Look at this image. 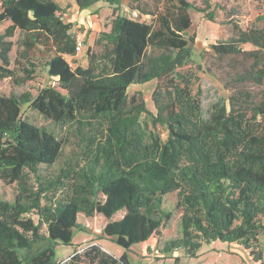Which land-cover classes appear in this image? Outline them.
<instances>
[{
  "label": "trees",
  "instance_id": "16d2710c",
  "mask_svg": "<svg viewBox=\"0 0 264 264\" xmlns=\"http://www.w3.org/2000/svg\"><path fill=\"white\" fill-rule=\"evenodd\" d=\"M73 1L78 11L97 3L112 7L110 30L95 42L102 54L91 55L87 68L72 69L65 59L76 54V38L56 0H0V24L9 23L0 34V79L11 86L0 93V180L18 190L13 202L0 199V264H129L132 246L195 258L214 242L240 245L261 260L264 28L235 27L226 42L202 52L198 69L228 92L227 105L214 104L204 118L200 91L193 90L197 77L180 69L193 55L189 11L210 22L212 11L189 0H129V10L150 17L147 23L119 15L121 0ZM16 31L17 57L28 64L21 78L11 68ZM36 51L46 54V74L57 86L36 96L17 93L16 85L33 80L37 66L30 55ZM151 83L153 111L140 94L129 95L132 87ZM24 106L61 126L81 115L106 118V132L86 165L65 164L56 175H43L40 166L57 163L62 143L23 119ZM144 115L166 131L164 140L147 130ZM170 193L181 214L180 237L161 246L172 218L164 207ZM94 216L104 219L101 232L125 252L115 257L91 245L57 262L55 247L71 244L74 230H82L80 217Z\"/></svg>",
  "mask_w": 264,
  "mask_h": 264
},
{
  "label": "rangeland",
  "instance_id": "374dc122",
  "mask_svg": "<svg viewBox=\"0 0 264 264\" xmlns=\"http://www.w3.org/2000/svg\"><path fill=\"white\" fill-rule=\"evenodd\" d=\"M57 3L66 9L64 22L73 24L71 34L77 41H81L82 46L76 51L74 56H65L66 61L72 69L76 67L87 68L91 55L100 56L102 45L97 44L96 39L102 32H109L111 20L113 19L112 7L105 3H97L84 11H78L73 0H56ZM201 10L213 12L214 18L210 22L205 18L204 13L190 10L191 27L186 33V37L194 35V43L190 44L193 55L189 64L182 69V72L193 73L197 77V82L193 86L194 92L200 91L199 100L204 118H207L214 104L227 105L228 92L213 78L206 74L198 66L203 65L202 52L209 51V46L215 42H226L232 35L235 27L241 29L264 28V0H189ZM129 0H121L118 14L140 22H150L148 16H137L131 12L127 6ZM207 4L210 6L207 7ZM9 25L8 22L0 24V34ZM13 43L11 52V68H14L15 77L24 76L22 69L28 67L23 58L17 57V50H21V35L16 31L10 39ZM243 49L250 50V46ZM37 68L33 80L26 85H16L17 93L30 92L36 96L38 91L45 86L51 85L46 74L44 62L47 56L38 51L30 55ZM208 57H206L207 59ZM154 84L134 86L130 89L129 95H135L147 102V109L153 111L150 103V94ZM11 89L8 80L0 79V93L8 94ZM21 116L26 121L39 128H45L54 133L62 143V153L56 164L50 167L40 166V173L54 176L65 164H71L75 169L86 165L90 159V151L99 143L106 132L107 119L93 118L90 115H81L73 123L65 126L53 124L44 119L36 111L28 106L22 108ZM145 116V115H144ZM142 116L146 121L147 130L159 134L160 138H166V131L161 127H153L149 123L147 116ZM18 193L16 184L6 185L0 180V199L13 202ZM176 193H170L164 197V207L172 212V218L163 232L161 246L171 239L180 237V211L175 209ZM44 204V202H43ZM35 222L37 217H33ZM82 226L81 231L74 230V235L70 245L59 244L55 247L57 262H64L69 259L74 251L81 252L91 245H98L101 249L115 257H119L125 251L119 248L113 239L103 235L102 227L105 224L103 218L94 216L92 218H79ZM42 226V232H45ZM46 243L40 245L45 246ZM259 249L262 251V259L255 261V257L249 250L237 244H224L214 242L204 245L199 250L197 257L189 258L180 251L170 255H161L158 251L141 250L137 246H132L126 252L129 264H264V235L258 237ZM175 258L178 261H175Z\"/></svg>",
  "mask_w": 264,
  "mask_h": 264
},
{
  "label": "built area",
  "instance_id": "2783aa9c",
  "mask_svg": "<svg viewBox=\"0 0 264 264\" xmlns=\"http://www.w3.org/2000/svg\"><path fill=\"white\" fill-rule=\"evenodd\" d=\"M81 46H82L81 41L76 40V51H79ZM50 84L52 87L57 86V82L55 80H52Z\"/></svg>",
  "mask_w": 264,
  "mask_h": 264
}]
</instances>
